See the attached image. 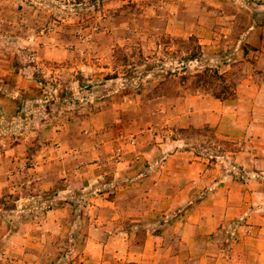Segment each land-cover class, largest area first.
Returning <instances> with one entry per match:
<instances>
[{"label": "rangeland", "instance_id": "1", "mask_svg": "<svg viewBox=\"0 0 264 264\" xmlns=\"http://www.w3.org/2000/svg\"><path fill=\"white\" fill-rule=\"evenodd\" d=\"M262 69L264 0H0V264L78 262L138 139L199 138L209 162L232 150L213 128L170 132L168 102L230 99Z\"/></svg>", "mask_w": 264, "mask_h": 264}, {"label": "crops", "instance_id": "2", "mask_svg": "<svg viewBox=\"0 0 264 264\" xmlns=\"http://www.w3.org/2000/svg\"><path fill=\"white\" fill-rule=\"evenodd\" d=\"M168 103L176 112L170 132L213 128L233 149L209 162L198 154L199 138L138 139L134 155L113 169L121 199L96 202L105 209L93 216L98 227L90 223L73 264H100L106 254L126 264H151L158 255L167 264H264V69L249 73L230 99L196 95ZM131 189L140 197L131 198ZM178 208L183 213L156 232L155 220Z\"/></svg>", "mask_w": 264, "mask_h": 264}, {"label": "trees", "instance_id": "3", "mask_svg": "<svg viewBox=\"0 0 264 264\" xmlns=\"http://www.w3.org/2000/svg\"><path fill=\"white\" fill-rule=\"evenodd\" d=\"M214 97L220 99V95L214 94Z\"/></svg>", "mask_w": 264, "mask_h": 264}]
</instances>
